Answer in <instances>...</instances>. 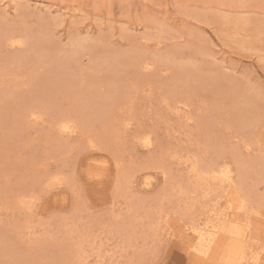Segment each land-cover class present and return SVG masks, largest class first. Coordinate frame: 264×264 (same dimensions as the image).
<instances>
[{"label":"rangeland","instance_id":"1","mask_svg":"<svg viewBox=\"0 0 264 264\" xmlns=\"http://www.w3.org/2000/svg\"><path fill=\"white\" fill-rule=\"evenodd\" d=\"M263 135L264 0H0V264H204L183 230L237 215L252 264Z\"/></svg>","mask_w":264,"mask_h":264},{"label":"bare ground","instance_id":"2","mask_svg":"<svg viewBox=\"0 0 264 264\" xmlns=\"http://www.w3.org/2000/svg\"><path fill=\"white\" fill-rule=\"evenodd\" d=\"M144 65L147 66V64H144ZM176 71H177V69L175 70V72ZM178 72L181 74V75H179V77H180V80L179 81H182L184 84L187 83L186 85H188V83H189V86H190L191 85L190 82L193 81V79H196V76L194 75V71L192 69L188 68V67H185V68L184 67H180V69H178ZM176 83H178V82H175V84ZM180 85L181 84H179L177 86L180 87ZM171 88L172 89L170 90V95H171V97L173 96L172 99L177 100L176 97L179 98L178 94H180V93H175L174 91H176L178 89L175 88V90H173L174 89L173 86H171ZM181 89H183V87ZM181 89H180V91H181ZM170 95H168V96H170ZM182 96H183V93H182ZM241 96L242 95H239L238 94V96H236V97L239 98ZM180 98H184V96L183 97H180ZM240 100H241V98H240ZM174 114H175V112H174ZM70 122H71V120L69 118H63V119L59 120L57 122V127H58L59 131L60 132H68V131H70L71 130V126H70L71 123ZM113 122H114V120H113ZM120 127H121V125H120ZM114 131H115V129H114ZM63 134H65V133H63ZM138 139L139 138L137 137V140ZM141 139H142L141 142H143L147 146H150L151 139L147 135L144 136V137H141ZM90 144H91V142H90ZM173 154H175V153L173 152ZM93 164H94L95 167L96 166L97 167L95 169L88 170L87 171V174H88V176H92V177L99 176V174H100L99 167L100 166H103L104 163L101 162V161L98 162V161L94 160L93 161ZM91 166H92V164H91ZM210 166L208 168H205L203 171L200 172V175H199L200 178L203 175L206 174L205 176L209 175L212 180L220 179L222 181H227V182H229V181L231 182L232 181L231 180L232 170H231V168L228 165H226V164H223V165L222 164L215 165L214 164L213 166L212 165H210ZM87 167H89L88 166V163H87ZM199 171L200 170H198V173H199ZM121 172H122V169H121ZM194 172H195V170H194ZM119 174H121V173H119ZM92 177H91V179H93ZM195 178H197V177H195ZM58 179H59V177H58ZM58 179L56 178V176L55 177H52L50 182H54V184H55L56 182H58ZM204 179H205V177H204ZM231 183H233V181ZM57 184H59V183H57ZM45 189H46V187H45ZM230 192H231V190L229 189L226 192L225 197H228V196L230 197ZM178 193H180V190H179ZM24 198H25L24 196L23 197H17L15 201H17V203L20 204V205H26L24 203L25 200L23 201ZM33 199H34V197H33ZM242 202H243V199L242 198L240 200H238V203L239 204H237L238 206H237L236 209L233 206H231V205L228 206L227 207L228 211H233V209H234L236 211V215H237L238 214L237 213L238 208H240ZM12 204H13V201H12ZM215 213H216V211H215ZM227 215H228V213L226 214V216ZM233 220H235V223H236L234 225H233V223L232 224L231 223H228L227 224V223H225V221H221V222H217L216 224L215 223L214 224H211L210 226L208 224H205V225H203V227L202 226H199V227H195V228H193L191 230L190 229L183 230V234H181V237H184L185 236L186 238H188L187 239V244H186V247H185V249H186V252H185L186 254L185 255L188 256L189 260L192 263H199V262L200 263H202V262L207 263V261H210L211 260V261H216L217 264H245V261H247V257L248 256H245L244 255L245 253L242 251L243 250V247H245L246 242L250 238L251 239L253 238V240H256L255 237H251L250 235H252V233H254V231H256V234H257V231H259L260 229L257 226H255V227H253L251 229H249L248 227L242 228L241 225H240V222H239V215L234 216L233 217ZM229 221H230V217H229ZM77 251H78V249H77ZM77 253L79 254L80 252L78 251ZM75 257H76V255H75ZM250 259L252 260V264H258L259 262L263 261L264 260V248H263L262 252L260 251V254H257V255L254 254V255L250 256Z\"/></svg>","mask_w":264,"mask_h":264}]
</instances>
